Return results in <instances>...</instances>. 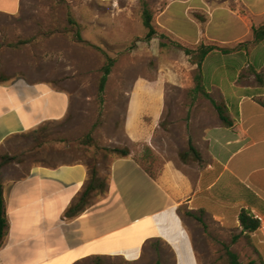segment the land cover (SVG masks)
<instances>
[{"label":"crops","instance_id":"1","mask_svg":"<svg viewBox=\"0 0 264 264\" xmlns=\"http://www.w3.org/2000/svg\"><path fill=\"white\" fill-rule=\"evenodd\" d=\"M165 1L156 24L177 44L231 50L211 53L202 71L211 98L227 107L233 126L209 115L195 146L201 162L189 161L186 170L167 162L157 179L133 155L117 156L105 181L97 173L104 193L97 196L95 183L84 208L71 216L91 180L87 163H33L11 154L14 140L64 121L71 99L47 80L0 73L1 179L9 224L0 264H80L101 258L133 262L143 255L160 264H203L198 242L209 222L239 231L253 260L264 264V108L255 101L264 95V41L244 47L253 43L254 30L264 27V0ZM23 5L24 0H0V16L20 15ZM182 58L189 73L197 68L183 52ZM211 61L221 65L215 68ZM141 86L131 98L126 127L131 141L156 151L153 132L163 96L155 90L161 82ZM142 116L151 124L139 123L133 131L131 118ZM242 212L260 222L257 231L243 229Z\"/></svg>","mask_w":264,"mask_h":264},{"label":"rangeland","instance_id":"2","mask_svg":"<svg viewBox=\"0 0 264 264\" xmlns=\"http://www.w3.org/2000/svg\"><path fill=\"white\" fill-rule=\"evenodd\" d=\"M146 2L154 12L158 33L151 42L145 41L140 0H24L20 15L0 16V73L47 80L71 99L64 121L46 124L13 141L11 154L15 158L50 164L82 161L105 181L113 158L118 156L109 150L125 148L134 158L142 157L147 143L131 141L126 127L131 98L142 84L161 82L155 90L163 96L161 116L153 132L156 170L162 171L170 161L186 170L185 165L195 159L189 141L197 147L207 117L218 115L205 98L191 105L193 72L185 69L176 42L156 24L157 13L166 1ZM161 43L166 48L162 49ZM106 56L115 64L100 95ZM211 64L216 68L221 62ZM131 120L135 132L139 123L151 124L148 117ZM198 244L203 264H227L225 246L238 255L241 264H261L253 260L254 252L239 231L209 222ZM80 264L160 263L143 255L133 262L101 258Z\"/></svg>","mask_w":264,"mask_h":264},{"label":"trees","instance_id":"3","mask_svg":"<svg viewBox=\"0 0 264 264\" xmlns=\"http://www.w3.org/2000/svg\"><path fill=\"white\" fill-rule=\"evenodd\" d=\"M140 4H141V15H142V20H143V25L145 29L147 30L145 41L151 42L153 39L158 37V33L154 27V12L149 7L146 0H140ZM263 41H264V27L254 30L253 43L247 44L244 47L249 48ZM175 45L189 58V62L192 65L197 66V68L193 71V82L195 86L194 88H192V90L189 91V96L191 97V101H192L191 105L193 106L194 103L199 98H205L209 100L211 104L213 105V107L215 108L217 115L220 118L222 124L225 125L226 127H232L233 124L230 122L229 118L227 117V107L224 104L218 103L211 98V95L207 87L205 86L203 71H202L203 63L205 59L211 53L218 51V52H221L222 54H228L231 52V50L219 48L218 46L214 44H208V45L202 44V45L197 46L196 48L184 47L177 43ZM160 47L164 49L166 48V44L161 43ZM241 47L242 46H240L239 48ZM114 64H115V60L109 56H106V62L102 68V77H101L100 84H99L100 95H103L105 92L108 78L112 72ZM257 81H258V84L261 85L263 83L262 77L257 75ZM255 101L261 107L264 108V95L256 97ZM189 148H190V151L195 155V160L198 162H201L200 154L191 141H189ZM109 151L111 153L118 154V156L120 157H127L131 155V151L125 148H114ZM135 160L153 179H157L161 171L156 170V154H155V151L148 144L144 146V152H143L142 157L141 158L137 157L135 158ZM4 161L5 159L3 158L2 162H0V248L4 242L5 237L7 236L8 228H9L6 210H5L4 185L1 179V169L4 164ZM88 166L89 168H91L90 165ZM91 171H92L91 180L89 184L87 185L85 192L81 196V199L79 200V202H77L70 209L68 215H71V216L76 215L79 213V211H81L84 208L86 199L89 196L90 192L93 194L94 190L96 189L95 183L97 184L96 186L98 189L97 196H100V193H104V190H103L105 187L104 183L100 180H96L97 171L94 168H91ZM197 220L203 223L201 218H197ZM240 223L243 229L247 233L255 232L260 228V222L252 218L248 212H242L240 214ZM223 258L227 264H241L239 261L238 255L231 252L227 246H225L224 248Z\"/></svg>","mask_w":264,"mask_h":264},{"label":"built area","instance_id":"4","mask_svg":"<svg viewBox=\"0 0 264 264\" xmlns=\"http://www.w3.org/2000/svg\"><path fill=\"white\" fill-rule=\"evenodd\" d=\"M262 233H263V235H264V226L262 227Z\"/></svg>","mask_w":264,"mask_h":264}]
</instances>
